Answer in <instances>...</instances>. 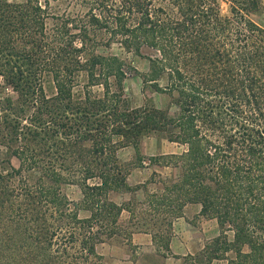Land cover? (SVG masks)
<instances>
[{
  "label": "trees",
  "instance_id": "trees-1",
  "mask_svg": "<svg viewBox=\"0 0 264 264\" xmlns=\"http://www.w3.org/2000/svg\"><path fill=\"white\" fill-rule=\"evenodd\" d=\"M74 2L77 14L61 10ZM262 8L263 0H0V264H106L100 244L123 233L130 244L139 232L167 257L174 220L190 203L219 234L184 264H264V27L253 19ZM114 44L140 57L155 51L143 80L174 97L176 114L126 104L125 81L142 73L98 52ZM155 134L183 147L147 158L174 176L162 191L145 186L143 207L112 200L140 189L118 150L134 147L141 166V140ZM69 184L80 202L64 192Z\"/></svg>",
  "mask_w": 264,
  "mask_h": 264
},
{
  "label": "rangeland",
  "instance_id": "rangeland-1",
  "mask_svg": "<svg viewBox=\"0 0 264 264\" xmlns=\"http://www.w3.org/2000/svg\"><path fill=\"white\" fill-rule=\"evenodd\" d=\"M14 1V0H11ZM75 4H69L67 7L66 5L62 6L61 10H66L71 14L78 13V3L74 2ZM264 3V0H263ZM224 11L226 5L223 4ZM253 19L259 23L261 26L264 27V8L260 9L257 13L253 14ZM99 53L103 54H116L122 58H125L127 61L132 63V65L142 73V75L132 74L124 83L125 87V95H126V104L130 107H137L142 106L144 103L147 104H154L158 108L166 109L170 107L171 113L176 114L178 112V107L174 102V97L166 94L157 92L150 83H145L143 80V75L147 74L150 69V61L147 58L148 56H152L155 54V51L151 49H145V57L136 56L132 53H127L123 48L120 47L118 44H114L111 47H100L98 49ZM80 80L84 82L86 80V75L81 74ZM1 81V78H0ZM167 74H164L160 80L161 86L167 85ZM45 91L48 95H53L55 93L54 84L51 80H46L44 83ZM78 89V88H77ZM99 89V88H95ZM12 93L11 91H8ZM144 142L140 143L141 146V154L140 157L144 158L146 162L148 157H151L152 152H154L155 156L167 154V153H176L181 151L183 147L176 143H171L166 141L162 138V136L155 134V135H148L144 136ZM153 142V146L152 145ZM154 148V149H153ZM136 153L134 154V165L140 164L138 157L136 158ZM144 163V162H143ZM13 164L15 166H19V161L17 159L13 160ZM144 166V164H141ZM152 166V164H151ZM127 168H131L130 166H125ZM158 170H155L154 168ZM153 170L154 175H151L150 182L161 181L165 176L172 177L174 176L175 172H172V169H163L159 168L157 165L151 167ZM130 171V170H129ZM174 171V170H173ZM146 172H149L146 170ZM146 181V182H148ZM140 187V191L136 190L133 192H126L128 193L129 197H132L129 203L137 205L138 208L143 207V202L146 200V188L152 192L154 189L157 188L156 184L147 185V183L142 185H136L134 187ZM143 188V189H142ZM159 190V189H157ZM64 192L69 196V198L74 202H80L82 199V192L77 185H66L64 186ZM114 194H116L114 192ZM116 196V195H115ZM112 199L118 203H122L119 199L116 198ZM187 212L189 215V222L192 230L187 232L186 240L190 242V249L191 252L188 254H197L202 248L207 240H210L219 234V226L215 219H205L199 216L198 212L195 213V210L201 209L199 204H188L187 205ZM191 212V213H190ZM82 216L88 215V212H82ZM122 225L125 228L130 227L129 224V213L125 211L122 215ZM180 227V226H179ZM179 228L176 230L178 231ZM174 225H173V236H174ZM140 234H148L144 232H139ZM138 234V233H134ZM133 234V235H134ZM150 235V234H149ZM133 237V236H132ZM153 240V239H152ZM179 243V242H178ZM180 244V243H179ZM178 244V245H179ZM154 250L158 252L156 246L154 245ZM151 250L149 247H143L142 244L139 243H131L129 244L128 240L126 239L124 233L120 236L113 238L112 240L102 243L98 246L99 253L104 257V262L106 264H159L158 260L155 258V252ZM158 254H160L158 252ZM187 254V255H188ZM161 255V254H160ZM185 257V256H184ZM181 264H184V258L181 261ZM212 264H226L223 260H214Z\"/></svg>",
  "mask_w": 264,
  "mask_h": 264
},
{
  "label": "crops",
  "instance_id": "crops-1",
  "mask_svg": "<svg viewBox=\"0 0 264 264\" xmlns=\"http://www.w3.org/2000/svg\"><path fill=\"white\" fill-rule=\"evenodd\" d=\"M143 138H142V142H144ZM152 145H153V142H152ZM153 146H155V145H153ZM135 153H136V150L132 146H124L118 150V158H119L121 164H123V166H130L131 167V168H129L130 171H129V175H128L129 184L133 187L136 185H142L145 183H147V185L156 184L157 188L154 189V191H157V192L162 191L163 184L161 181H155V182L148 181V180H150L151 175L155 174V173H153V170L154 169L158 170L156 167L151 170V167H153L157 164H152V166H151V164L149 163V160L147 159L148 162L144 161V166H135L134 165V154ZM150 154H151V156H155L154 152H152ZM157 166L159 168H163V169H172V168L161 167L159 165H157ZM146 170H148L149 172H146ZM172 172H173V169H172ZM146 181H148V182H146ZM157 189H159V190H157ZM138 191H140V189ZM115 193L116 194H114V192H111L110 197L113 198L116 195L115 197L120 198L119 200L122 203L123 202H129L132 198V197H129V195H127L128 193H126V192L125 193L115 192ZM113 199H115V198H113ZM187 208L188 207L186 205L184 208L183 216L176 218L174 220L173 225H174L175 232H174V236L172 237L171 244H170L172 255L165 257L163 255L158 254V252L154 250V243L152 240V236L149 234H140V233L134 234L132 237V242L134 244L135 243L142 244L143 247H145V246L148 248L150 247L151 250H154V252H155L154 256L158 260L159 264H181V261L184 258V256H186L189 252H191L190 242H188L185 239L187 232L192 230V227L190 226V222L188 221L190 217L188 215ZM200 210L201 209H198L197 211L195 210V213L198 212V214H199ZM177 228H179L178 231L176 230Z\"/></svg>",
  "mask_w": 264,
  "mask_h": 264
}]
</instances>
